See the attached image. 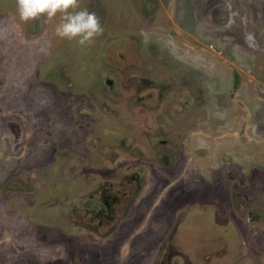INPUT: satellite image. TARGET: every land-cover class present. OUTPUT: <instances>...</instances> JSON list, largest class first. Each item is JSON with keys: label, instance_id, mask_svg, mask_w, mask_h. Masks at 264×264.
Instances as JSON below:
<instances>
[{"label": "rangeland", "instance_id": "obj_1", "mask_svg": "<svg viewBox=\"0 0 264 264\" xmlns=\"http://www.w3.org/2000/svg\"><path fill=\"white\" fill-rule=\"evenodd\" d=\"M79 9L0 0V264H264V0Z\"/></svg>", "mask_w": 264, "mask_h": 264}, {"label": "clouds", "instance_id": "obj_2", "mask_svg": "<svg viewBox=\"0 0 264 264\" xmlns=\"http://www.w3.org/2000/svg\"><path fill=\"white\" fill-rule=\"evenodd\" d=\"M16 6L23 23L41 18L51 21L59 14L56 35L82 47L92 44L103 34L99 18L87 9H79V0H16Z\"/></svg>", "mask_w": 264, "mask_h": 264}, {"label": "flooded vegetation", "instance_id": "obj_3", "mask_svg": "<svg viewBox=\"0 0 264 264\" xmlns=\"http://www.w3.org/2000/svg\"><path fill=\"white\" fill-rule=\"evenodd\" d=\"M160 143H164V141H160ZM161 148V147H160ZM159 148V149H160ZM163 150L164 149H160L158 152H163ZM164 155H167V154H165L164 153ZM160 163L161 164H163L164 163V161H165V157H164V159H163V157L161 156L160 157ZM102 197H103V200L104 201H102V204L100 205V207L98 208V210H97V213H96V215L98 216V217H105L106 218V220H108V218H111L112 217V215L109 213V215H106L104 212H110V206L112 207V198H110L109 199V197L108 196H106L105 194H103L102 195ZM185 224V223H184ZM228 224H230V226H229V228L228 229H231V230H234L235 229V227L230 223V221L228 220L227 222H226V224H225V226L226 225H228ZM183 227H185V226H183ZM219 227H221V226H219ZM236 230V229H235ZM234 230V231H235ZM192 231H194V228H193V230L191 229V230H189V232H192ZM233 233V232H232ZM235 234L236 235H238V233L237 232H235ZM203 247V244H201V248ZM163 255V254H162ZM174 264H177L175 261H174ZM184 264H189L188 262H184Z\"/></svg>", "mask_w": 264, "mask_h": 264}]
</instances>
